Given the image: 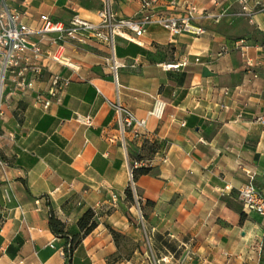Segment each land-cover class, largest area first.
Masks as SVG:
<instances>
[{"label":"crops","instance_id":"crops-1","mask_svg":"<svg viewBox=\"0 0 264 264\" xmlns=\"http://www.w3.org/2000/svg\"><path fill=\"white\" fill-rule=\"evenodd\" d=\"M105 1L118 17L135 19L153 11L179 17L183 9L168 5L192 3L199 10L193 24L207 33L171 37L157 24L139 37L125 30L115 37L114 58H136L138 65L116 75L110 50L93 38L79 43L57 33L30 36L49 52L61 46L70 65L43 60L35 90L25 96L7 83L0 117V264H68L64 240L48 228V212L74 232L89 208L97 225L69 264H260L264 218L243 209L237 189L252 173L264 192V126L254 121L264 113V12L255 5L264 0H248L251 17L238 15L239 0H158L143 10L140 0L8 3L36 29L40 14L63 24L74 13L96 21ZM183 60L187 65L177 70L158 66ZM52 73L70 82L61 100L43 110L34 95L46 92ZM156 100L164 104L160 118L148 114ZM114 101L145 119L144 138L127 135L122 144ZM77 116L89 117L90 124ZM144 143L157 149L150 157L153 174L133 181L139 228L124 190ZM237 209L245 214L242 221ZM109 228L132 237L126 253L118 251ZM185 247L191 257L180 263Z\"/></svg>","mask_w":264,"mask_h":264},{"label":"built area","instance_id":"built-area-1","mask_svg":"<svg viewBox=\"0 0 264 264\" xmlns=\"http://www.w3.org/2000/svg\"><path fill=\"white\" fill-rule=\"evenodd\" d=\"M157 2L158 0H140L141 9L154 8ZM239 3L240 11L238 15L251 17L254 10L249 8L248 0H239ZM255 5L257 7L256 11L264 12V4L257 2ZM177 7L183 9V14L179 17L153 11L143 14L136 19L120 18L112 10L109 2L105 1L102 7L96 11V21L85 19L78 13H74L68 22L63 24L54 21L48 14H40L38 18L39 26L34 29L23 21V14L19 9L10 6L8 0H0V117L3 115L2 105L8 82L13 85L12 92H19V94L25 96L35 90V82L42 75L43 60L50 59L62 65H70L68 59L62 55L61 46L56 51L49 52L42 48L39 41L31 40V35L38 34L42 37L49 33H57L59 39H69L79 43H85L87 38H93L105 44L110 50V69L116 75L117 70L120 68H136L138 65V59L136 58L129 63L119 62L114 58L115 37L121 35L125 30H129L136 37H139L144 33L147 26L157 24L166 29L171 37L182 33H188L193 36L207 33L204 26L193 24V20H195L196 15L199 13L194 4L184 2L178 5L175 2H171L168 5L170 10ZM240 43L241 41L238 44ZM246 64L250 65V62L246 60ZM185 65H187L186 60L158 64L163 71L177 70ZM69 82V78L52 73L49 76V87L46 92L36 91L34 95L35 103L39 104L43 110H47L51 104L61 100ZM111 107L116 116L122 144H125V137L127 135L132 139L145 137V133L143 132L145 126L144 118H137L118 101L111 102ZM163 109V102L156 100L148 114L160 118ZM77 119L90 124L89 117L80 118L77 116ZM254 121L264 126V113L255 116ZM182 125H184L183 122ZM161 160L165 161V157H161ZM137 166L152 167L153 160L150 158L141 159L134 162L133 167ZM129 177L130 189L135 205L139 210L131 169ZM237 198L245 211L254 212L264 218V192L256 188L252 173H248V180L238 187ZM118 201V194L111 193L112 206H116ZM190 257L191 252L188 247H185L179 261L182 263L190 259Z\"/></svg>","mask_w":264,"mask_h":264},{"label":"trees","instance_id":"trees-1","mask_svg":"<svg viewBox=\"0 0 264 264\" xmlns=\"http://www.w3.org/2000/svg\"><path fill=\"white\" fill-rule=\"evenodd\" d=\"M142 149L144 150V153L136 154L135 156L136 160H140L145 157L150 158L155 153L157 149V144L144 143L142 145ZM131 172H132V180L134 182L141 175L153 174L152 167H145V166L132 167ZM124 194H125V199L129 204H133L135 202L132 191L129 186L125 188ZM137 201L139 204V209L141 210V204H140L141 202L139 199ZM147 203H151V202L147 201ZM237 211L240 215V221H242L245 218V214L241 209H237ZM47 224L50 232L55 237L64 240L63 252L69 264L71 253L78 246L81 240L96 227L97 219H96V214L92 209L89 208L85 210L79 216V218L75 223L76 231L72 232L69 230L67 225L53 213L52 210H49ZM109 231L112 234L114 242L118 246V251H122V244L120 240L122 239L128 240L129 239L128 236L116 232L111 228H109ZM260 264H264V236H262V241H261Z\"/></svg>","mask_w":264,"mask_h":264},{"label":"rangeland","instance_id":"rangeland-1","mask_svg":"<svg viewBox=\"0 0 264 264\" xmlns=\"http://www.w3.org/2000/svg\"><path fill=\"white\" fill-rule=\"evenodd\" d=\"M133 205L135 206V209H136L138 227L142 228V224L141 223H143V218H142V215L140 213V209L139 210L137 209V207L135 205V202L133 203ZM126 236H128V235H126ZM128 238L130 240L129 239L128 240H125V239L120 240V242L122 244V252L123 253H126L127 250H129L131 248V246H132V243H131L132 242V237L128 236Z\"/></svg>","mask_w":264,"mask_h":264}]
</instances>
